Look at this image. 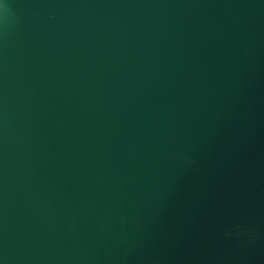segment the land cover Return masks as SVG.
<instances>
[{
	"label": "water",
	"instance_id": "1",
	"mask_svg": "<svg viewBox=\"0 0 264 264\" xmlns=\"http://www.w3.org/2000/svg\"><path fill=\"white\" fill-rule=\"evenodd\" d=\"M0 264H264V0H3Z\"/></svg>",
	"mask_w": 264,
	"mask_h": 264
},
{
	"label": "clouds",
	"instance_id": "2",
	"mask_svg": "<svg viewBox=\"0 0 264 264\" xmlns=\"http://www.w3.org/2000/svg\"><path fill=\"white\" fill-rule=\"evenodd\" d=\"M3 0H0V4H2Z\"/></svg>",
	"mask_w": 264,
	"mask_h": 264
}]
</instances>
